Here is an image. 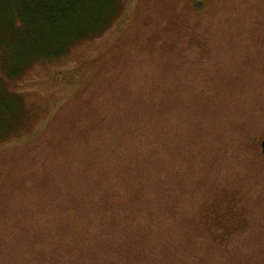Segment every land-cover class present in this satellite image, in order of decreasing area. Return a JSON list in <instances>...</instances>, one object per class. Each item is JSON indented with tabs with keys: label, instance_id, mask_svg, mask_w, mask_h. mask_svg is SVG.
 Returning a JSON list of instances; mask_svg holds the SVG:
<instances>
[{
	"label": "rangeland",
	"instance_id": "obj_1",
	"mask_svg": "<svg viewBox=\"0 0 264 264\" xmlns=\"http://www.w3.org/2000/svg\"><path fill=\"white\" fill-rule=\"evenodd\" d=\"M197 1L122 0L103 32L7 81L24 109L21 122L0 139V217L9 221L0 223L1 252L9 239L23 247L33 226L44 241L34 237L29 246L45 251L51 235L44 227L62 226L54 209L46 199L45 209L30 204L21 188L16 208L25 206L26 213L16 224L18 213L8 214L4 205L6 189L47 179L65 143L100 152L107 146L108 133L99 128L104 111L106 125H126L122 137L133 132L136 144L146 135L143 165L154 157L152 147L164 166L172 164L173 176L157 184L151 174L155 185L148 189V178L118 175L111 198L101 201L112 212L100 227L97 264H264V0ZM13 2L0 0V17L2 5ZM136 20L141 34L134 41L128 33ZM23 36L32 40L23 32L15 43ZM15 46L28 56L26 44ZM103 58L105 64L94 66ZM74 72V84L58 79ZM27 142H35L25 152L38 164L21 154ZM122 152L132 156L124 144ZM14 158L19 164L6 171ZM81 229L80 238L92 235ZM74 246L60 256L52 252L54 263L92 264V249Z\"/></svg>",
	"mask_w": 264,
	"mask_h": 264
},
{
	"label": "trees",
	"instance_id": "obj_2",
	"mask_svg": "<svg viewBox=\"0 0 264 264\" xmlns=\"http://www.w3.org/2000/svg\"><path fill=\"white\" fill-rule=\"evenodd\" d=\"M193 2L197 3V5L199 4L197 0H193ZM121 3L122 0H15L13 6L2 5L5 15H3V18L0 17V28L3 30L0 35V59L3 70V72H0V139L7 134H11L15 126L21 122V111L24 109L20 99L9 91L7 81L21 77L36 61L43 58H56L64 53L70 45L103 32L112 24L121 8ZM136 23L137 20L128 33L129 38L135 39L134 41L138 40V36L141 34ZM25 26H29L30 30H25ZM23 32L29 34V38L35 43L32 40H25L24 36L20 42L15 43ZM38 32L40 36L34 37L35 35L38 36ZM123 42L124 40L121 45H123ZM15 44H21L22 47L26 44L29 49L28 56L16 53ZM12 45H14V50ZM114 50L115 48L111 51ZM111 51L106 58L112 56ZM6 52L8 54H5ZM105 63L106 61L103 58L97 60L94 66ZM72 74L66 73V76L64 73H60L58 79L66 81V77H69L66 82L74 84L75 82L71 78L74 77L76 79L77 73L74 72ZM100 119L105 123L100 125V130L102 133H108L105 137L107 146L102 150L108 149V154H101L102 150L100 152H92L91 150L90 152V148L85 145L75 146L72 143L69 145L65 143L59 149L61 153L58 154L57 160L50 167L49 173L46 174L47 179L45 177L37 180L26 179L16 184V186L7 187L4 195V205L7 211L10 209L8 214L13 210L18 213L16 206L21 202H17L16 194H18L17 192L24 193L21 188H25L27 190L26 194L29 196L23 194L24 198L30 204L39 203L37 205L38 209H45L43 201L46 199V204H49L48 208L54 209L57 221L62 226L54 224L44 227L50 231L51 238L49 237L50 241L45 240L46 247L44 250L47 252L42 250L44 252L38 254L32 252V246L30 248L29 245L34 237L40 240V245L43 243L44 237L39 227L33 226L30 234H26V241L18 240V242H22L23 247L25 245L30 248L27 251L25 247L23 249L20 245H12L10 239L9 244L7 243L8 245H6L5 242L7 240L4 242L1 238L3 247L1 248L2 252L0 251V264H20L28 259H30L29 263L33 262L31 264H34V259L37 264H56V262L54 263V257L60 256L62 254L61 251H68L69 248H73L75 243L76 246L74 247L84 248L86 245L87 248L92 249L90 259L93 261L90 262L92 264L96 262L97 264V242L100 240V227H102L103 222L107 220L112 212L101 201L104 196L107 199L111 198L118 175L125 173L126 176H129L130 173H133L139 176L140 179L148 178L147 180L151 182L150 185L146 182L144 184L150 186L148 189H154V180L159 184L162 180L165 181L167 177L173 176L172 164L168 167L164 166V162L161 161L163 159L152 147L151 149L155 152L153 154L154 157L147 164H142L143 157L141 152L145 151L143 144H148L145 134L140 142L135 144L134 141L137 139L133 132H130V139L127 134L122 137L119 128L126 125L121 120L112 125H106V114L104 111L100 112ZM113 140L117 141L116 145L114 142L112 143ZM58 141L62 142L60 139ZM34 143L27 142L24 145L28 146L21 149V154H25L28 163H33V165L38 164V161L34 160L32 155L26 154L25 151H31L32 147L29 145ZM122 143L132 153V156L136 152L140 155L137 158L132 159L131 156L127 159L126 154L124 155L122 152ZM40 149H35L33 153L39 154ZM54 150L55 147L50 151ZM20 158L18 159L19 162ZM16 159L10 160V168L5 169L6 171L19 164ZM121 159L128 161L124 160L125 162L123 163ZM151 174L157 178L152 180ZM34 182L35 185L32 184ZM45 187L49 188L42 194L39 189ZM41 195L44 196L40 200ZM33 198H36L37 201ZM23 208V212H20ZM23 208H21L14 221L16 224L25 218L26 208L25 206ZM104 213L107 216L103 218ZM2 217L1 215L0 223L9 222L8 218ZM68 221L70 222L66 223ZM14 222L12 223L14 224ZM73 225L75 228L71 227ZM81 228L92 235L90 237L85 235L80 238L77 234L81 233ZM14 233L15 231L12 232V235ZM19 249L21 250L18 251ZM52 252H58L59 254L53 257Z\"/></svg>",
	"mask_w": 264,
	"mask_h": 264
},
{
	"label": "water",
	"instance_id": "obj_3",
	"mask_svg": "<svg viewBox=\"0 0 264 264\" xmlns=\"http://www.w3.org/2000/svg\"><path fill=\"white\" fill-rule=\"evenodd\" d=\"M261 148H262V153L264 154V138L261 141Z\"/></svg>",
	"mask_w": 264,
	"mask_h": 264
}]
</instances>
